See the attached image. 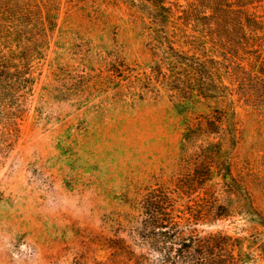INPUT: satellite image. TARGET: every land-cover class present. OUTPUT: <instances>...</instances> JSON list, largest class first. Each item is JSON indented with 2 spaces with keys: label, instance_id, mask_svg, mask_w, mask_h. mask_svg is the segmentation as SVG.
Wrapping results in <instances>:
<instances>
[{
  "label": "rangeland",
  "instance_id": "obj_1",
  "mask_svg": "<svg viewBox=\"0 0 264 264\" xmlns=\"http://www.w3.org/2000/svg\"><path fill=\"white\" fill-rule=\"evenodd\" d=\"M156 1L172 21L152 0H0V264H131L121 239L147 255V190L176 184L208 142L233 190L214 175L230 214L201 230L240 238L264 264V228L245 211L248 196L264 215V42L236 22L230 42H208L218 91L181 114L173 103L195 88L166 57L201 46L187 38L194 0ZM253 6L264 20V1Z\"/></svg>",
  "mask_w": 264,
  "mask_h": 264
},
{
  "label": "trees",
  "instance_id": "obj_2",
  "mask_svg": "<svg viewBox=\"0 0 264 264\" xmlns=\"http://www.w3.org/2000/svg\"><path fill=\"white\" fill-rule=\"evenodd\" d=\"M152 1L156 9L166 11L167 21H172V10L162 6L163 4L159 5L156 0ZM242 1L244 7L238 6V10L233 11L231 0H194V4L185 12L195 26L193 34H189L187 38L192 42H201V46L194 48L192 54L189 53L190 50H177L173 45L168 47L166 60L188 69L195 88L192 96H181L173 103L179 113H186L192 101L202 102L201 100L215 98L218 91L215 72L218 56L210 52L213 47L208 42H230L233 31L228 26L230 23L239 24L235 30L247 36L248 42H264V35L261 34L264 31V20L260 16L262 13L259 11L260 7L253 6L264 0ZM235 12L243 16L230 18ZM191 27L193 28V24ZM162 32L164 34V30ZM5 65L0 64V84L9 82ZM210 125L213 123L208 122L205 128L208 133L212 129ZM194 151V155L189 156L192 159L189 168L176 184L147 190L140 205L143 221L139 224L137 235L140 244L148 248V254H136L129 250L125 239L120 240L122 256L131 261V264L250 263L249 255L243 252L240 238L222 232L209 233L201 230V227L230 214L229 206L210 187L214 175H220L225 194L230 193V189L233 190V185L230 183V168L225 162L214 167V156L218 153L220 158L224 152L219 143L208 142L197 146ZM236 192L238 194L239 190ZM245 201V211L251 216V222L264 228V215L255 208L248 196Z\"/></svg>",
  "mask_w": 264,
  "mask_h": 264
}]
</instances>
